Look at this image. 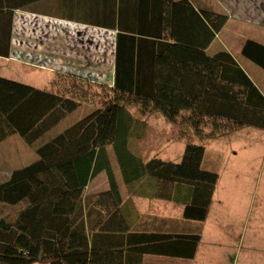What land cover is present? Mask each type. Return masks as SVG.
<instances>
[{"label": "trees", "instance_id": "1", "mask_svg": "<svg viewBox=\"0 0 264 264\" xmlns=\"http://www.w3.org/2000/svg\"><path fill=\"white\" fill-rule=\"evenodd\" d=\"M199 18V43L148 45L152 40L118 35L112 84L56 75L104 86L108 93L99 107L40 143L35 160L0 182V203L22 205L11 221L0 217V264H142L147 253L194 256L200 226L185 233L131 228L108 147L132 194L181 204L186 221L205 219L218 173L204 165V146L187 141L177 162L144 161L129 147L143 122L127 109L157 111L198 137L244 126L264 130V96L230 53L205 52L226 15L201 9ZM11 20V12L0 13L1 56L9 53ZM241 54L264 70L263 44L246 39ZM54 85L51 91L0 77V141L16 133L33 143L78 107L77 99ZM98 177L106 187L90 191Z\"/></svg>", "mask_w": 264, "mask_h": 264}, {"label": "crops", "instance_id": "2", "mask_svg": "<svg viewBox=\"0 0 264 264\" xmlns=\"http://www.w3.org/2000/svg\"><path fill=\"white\" fill-rule=\"evenodd\" d=\"M185 1L0 0V13H12L10 48L7 56L0 55V77L38 89L55 91L54 75L60 73L76 74L88 79L103 77L106 53H108L107 60L110 65L107 76L110 81L108 83L112 84L115 43L118 35L133 37L136 40L138 38L152 40V43L148 45L179 44L184 41H191L192 44L199 43L202 34L200 10L206 9L225 14L226 21L220 30L214 33L205 52L208 55L220 50L230 53L264 96V70L241 54V47L246 39L264 45V0H187L197 12L198 17L187 7ZM2 23L0 21V27ZM29 65L41 70L26 72V66ZM249 72H254L255 77ZM244 127L228 133L229 138L226 141L236 136L255 141L253 149L247 151L248 154L261 155L264 158V136L258 134L256 137L255 133L247 135ZM52 136L54 134L44 138L42 142ZM12 137H17L26 145L34 143H27L20 135L14 133L0 141V145ZM229 153L228 161L230 162L227 164V170L240 171L242 179V174L247 173L251 159L247 162L244 156L246 154L235 159V156H232L235 151L232 150ZM23 157V155L16 156L18 158L16 168L28 164L23 161ZM32 158L35 160L34 156ZM217 158H211L209 166L206 165L207 168L214 169L218 173V178L207 215L203 221L199 222L186 221L181 204H178L181 206L178 207L174 204L154 201L155 198L132 194L122 178L121 181H117L115 177L121 205L130 216L132 229L143 226L147 231L154 233L169 231L185 233L195 225L200 226V239L192 258L147 253L142 256V264H224L223 260L219 259V251L226 252L228 260L232 258L231 251L222 249L220 237L224 236L223 228L229 226L237 211L235 206L240 200L238 198L215 199L216 189L222 178V169H217ZM220 165L223 168V163ZM237 166L241 169H237ZM233 178L236 179L234 176ZM241 179L235 180L236 188L240 186L242 188L245 184ZM105 187L106 182L97 180L91 182L89 190L94 191ZM137 199L146 200L148 208L142 209ZM149 205L152 207L150 210ZM250 213H253V218L256 220L264 216L262 207L256 208L249 203L245 212L246 217ZM254 234H250L246 241H238L240 244L245 242L243 247H237V253L233 256L237 260L239 251H243L240 264H264V246L257 249L254 245Z\"/></svg>", "mask_w": 264, "mask_h": 264}, {"label": "rangeland", "instance_id": "3", "mask_svg": "<svg viewBox=\"0 0 264 264\" xmlns=\"http://www.w3.org/2000/svg\"><path fill=\"white\" fill-rule=\"evenodd\" d=\"M59 35L63 36L64 34ZM13 37H16V33L13 34ZM32 48H35V46H32ZM212 48H214V46ZM107 56L108 53H106L105 60V75L103 77H95L90 80L109 84L108 82L110 81L108 80L107 73L110 64L108 63ZM25 70L27 72L28 70L40 71L41 69L29 65L26 66ZM257 70L260 71L261 69L257 68ZM249 73L255 77V74H253L254 72ZM40 74H43V72H40ZM54 76L55 82L59 85V91H61L65 96H72L77 99L79 101L78 107L74 111L68 113L61 121H59V123L38 138L33 144L26 145V143H23L17 139V137H12L11 139L1 143L0 182L6 181L9 178L10 172L16 169V163L18 162V158H16L17 155H23V161L28 163L33 160L32 156L36 159L37 155L35 154V149L44 138L57 134L68 125L83 117L86 113H89L93 110V108L99 107L105 100V95L108 93V90L103 88L104 86L81 84L80 82L72 79L65 77L58 78V76ZM127 109L135 118L143 122V125L136 129L137 133H135V135H133L129 140L130 149L139 155L142 160L146 161L149 158L157 157L163 160L177 162L181 157L184 145L187 141L201 143L204 146L205 165L209 166L211 158L216 159L218 157L217 169H222V178L216 189L215 199L226 200L228 198H238L240 200L238 205L235 206L237 211L235 212L233 219L230 221L229 226L223 228L225 230L224 236L220 237L222 249L224 248L227 252L231 251L232 256L230 257L232 258L228 260V257L225 255L226 252L219 251V259H222L224 264H240L243 251H239L237 260L236 258H233V256L237 253V247H243L245 242L240 244L238 241H246L249 235L253 233H255L253 235L254 245L257 249L262 248V246H264V216H261L258 220H256L253 218V213H250L248 217L245 215L249 203L256 208L262 207L264 211V158L261 155H251L247 152L253 149L255 141L244 140L243 136H236L234 139L226 141V139L229 138L228 134L218 136L216 138L198 137L193 133L190 127L170 123L157 111L140 114L138 109L134 106H128ZM244 130V132H247V135L255 133L256 137L258 134H262L264 136L263 129L248 126ZM232 150L235 151L234 154L232 153V156L234 155L235 159L243 156L244 154H246L244 156H246L247 162L251 159V163H249L247 167V173L245 172L242 174V179L240 171L227 170V164L230 162L228 161V155L230 154L229 151ZM108 156L111 168L115 173L117 181H121L118 166L110 147H108ZM221 163H223V168L220 165ZM262 165L263 167H261ZM237 169L240 170L241 167L237 166ZM233 176L236 179H234ZM238 178L245 182L242 188L241 186L239 188L234 186V182ZM100 179L102 178H96L95 182ZM137 200L142 209L145 210V208H148V202L146 203V200ZM153 200L181 207L171 201L161 199ZM21 206V204L9 205L0 203V217L7 216V218L11 221L15 217V211ZM150 208L152 207L149 205V210Z\"/></svg>", "mask_w": 264, "mask_h": 264}]
</instances>
